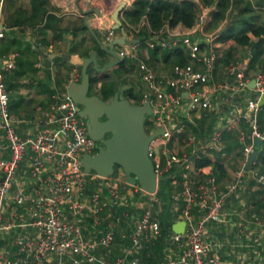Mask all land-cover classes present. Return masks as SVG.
I'll return each instance as SVG.
<instances>
[{
    "label": "built area",
    "instance_id": "1",
    "mask_svg": "<svg viewBox=\"0 0 264 264\" xmlns=\"http://www.w3.org/2000/svg\"><path fill=\"white\" fill-rule=\"evenodd\" d=\"M4 1L0 0V42L6 30L2 20ZM94 28L105 41L117 37V30L105 25L102 20ZM196 31L199 34L194 37L191 34H175L166 39L152 37L145 41L148 47L158 45L162 49H169L181 45L185 48L189 62L174 63L169 73L155 70L140 58L141 50L136 44L124 45L128 49L116 51L123 60L137 61L138 75L147 89L142 93L140 103L148 100L154 108V113L150 115L155 117L151 121L152 130L158 125L164 129L148 144V156L157 177L162 170L182 167L179 173L181 188L172 192L170 199L173 207H180V220L185 221V226L182 233L166 235L176 255L163 262H155L151 253L144 251L146 243L153 245L162 237L159 221L148 207L142 208L138 215L122 212L129 231L122 233L121 237L128 242L120 247L118 254H113L114 216L107 222H102L101 216L106 211L108 216H112L115 209L123 206V190L129 185L126 180L122 182L112 175L100 177L91 172L90 178L99 179V188L94 189L87 198H80L89 180L80 159L84 153L94 154L96 141L88 136L83 118L78 116L75 104L65 91L51 95L48 110L42 118L33 121L31 136L22 138L18 135L4 82V74L14 67L15 54L3 55L0 51V140L3 141V144L0 143V239L8 229L3 219L5 201L24 155L29 175L35 181L27 194L17 191L13 199L20 205L28 203V225L36 228L34 233L24 232L11 241L17 246L16 256H12L9 249L0 248V264H46L49 259H54L57 264H64L66 259L70 264H221L219 257L211 253L203 233L209 222L221 221L223 203L241 185L246 161L237 170L233 182L221 193H218L214 176L207 178L204 185H198L191 178V162L211 152L223 155L224 131L235 129L241 122L249 131L248 142L242 130L238 132L246 159L253 149L255 138L264 142V133L260 131L258 123L261 109L258 100L264 95V70L253 74L254 87L248 88L247 66L229 61L223 67L228 78L211 83V75L222 53L212 42L215 34H209L208 44L201 47L203 40L200 35L204 33L200 25ZM125 34L127 39H133L131 33L125 31ZM37 66L41 64L37 63ZM78 79L79 71L72 69L70 81ZM246 90L253 91V97H245L238 110L230 108L223 119L219 118L205 140L198 141L195 136L185 137L183 141L191 145L190 150H177L176 144L181 139L179 135L188 126H196V113L204 117L217 114L219 104H222L220 97L233 99L243 95ZM180 100L185 103L180 104ZM4 149L7 151L6 157L2 156ZM158 154L164 158V169ZM41 172L43 176H39ZM253 178L264 187V173L254 172ZM137 190H140L138 185H134L133 191ZM84 216H88L92 225L101 226L97 237L84 236L81 224ZM257 225L264 229V217L257 221ZM99 249L101 253L98 255L96 251Z\"/></svg>",
    "mask_w": 264,
    "mask_h": 264
},
{
    "label": "crops",
    "instance_id": "2",
    "mask_svg": "<svg viewBox=\"0 0 264 264\" xmlns=\"http://www.w3.org/2000/svg\"><path fill=\"white\" fill-rule=\"evenodd\" d=\"M129 1L132 2L133 0H126V6L131 3ZM109 14L98 15L91 19L89 24L95 27L98 21L102 20L105 25L111 26ZM85 16L75 8H58L53 0L4 1L2 20L6 30L5 36L0 42V51L3 55L8 53L15 54L14 67L4 74V80L7 88L9 87L7 91L10 96V104L12 105L10 110L14 117V126L20 137L25 138L32 135L33 121L39 119L40 116L42 118L45 111L48 110L51 95L65 91V86L70 81V78L66 80L60 78L58 83L54 82L55 71L59 70L63 75L66 70L69 74L72 69L76 68L78 70L76 66L70 65L66 61L63 62L60 55L62 53L81 55L89 47L92 50L93 37L84 26L83 18ZM82 26L85 28L82 29ZM94 31L97 33L95 28ZM208 35H200L203 40L201 47L208 44ZM116 36L118 37L119 33ZM248 36L249 44L245 47L237 45H233L231 48L222 47L224 51L221 50L222 55L216 62V68L211 75V83L221 82L228 78L223 67L229 61L238 62L240 60V62L247 65L246 77L248 80L252 79L255 72L264 70V36L259 43H257L258 39L253 35L248 34ZM100 38L105 41L103 37L100 36ZM230 49L236 54L235 56H233L234 53L229 55L228 51ZM241 50L243 53L240 52ZM42 53L52 55L49 70L44 66ZM112 60L114 59H109L108 62ZM37 63H40L41 66H37ZM172 65L173 63L169 62L167 64L161 63L160 68L157 66H155L157 68L152 67L159 72L166 71L169 73ZM131 66L134 67V70H137L134 62ZM135 74L140 80L138 70L135 71ZM140 92L142 93V90ZM249 94L253 97V91L247 93L246 96H249ZM220 98H222V104H219L220 111L217 114L212 113L204 117L196 113V115L202 116L205 120L209 119L205 129L202 130V125L197 126V124L195 127H189V130L193 132L192 135H188L187 131H185L181 141L189 136L197 137L198 141L205 140L211 134L212 127L227 115V111L230 108L238 110L244 101L243 99L239 104L232 99V104H224L223 100L228 98L225 96ZM229 100L230 98L227 101L229 102ZM212 119L213 121H211ZM258 123L260 131L264 133V104L260 109ZM236 128L223 133L225 143L223 155L218 152H211L199 157H205L211 161L217 160L224 169L223 175L220 176L212 171L211 166L207 172H198L194 165L196 159L191 162L189 174L198 185H204L207 178L214 176L218 193H221L233 182L237 170L246 161L244 144L238 138L240 130H242L246 136V142H248V130L245 123L241 122ZM0 143L3 144V141L0 140ZM183 143L180 147L176 144L177 150H190L191 145H187L184 141ZM263 149L264 142L260 144L258 155L252 163L250 171H248V174H245L247 172L245 171L242 175V183L239 186L243 191L244 197L238 201H232L227 200L228 195L223 203L221 221L209 222L204 230V240L208 243L211 253L219 256L221 264H264V229L257 225V221L264 217V187L253 178L254 172L264 173ZM2 156H7L6 149L3 150ZM157 157L162 164V169H164V158L160 154ZM176 169H179V175L182 170L181 166L172 167L169 171L162 170L160 174L171 172L172 170L176 171ZM43 175L44 173L42 172L39 174V176ZM34 181L35 179L29 175V166L26 155H24L19 163L15 181L5 201L3 213V219L8 224V229L6 234L2 235L0 239V248L9 249L12 256L17 255V246L11 243L14 237L24 232L34 233L36 230L35 227L28 225L30 221L26 210L28 203L25 205L17 204L13 199V195L17 191L27 194ZM180 188V177H178L172 185L171 193ZM150 195L152 196V194ZM151 196L149 198L155 201L156 198ZM180 219L181 215L178 212L174 221ZM243 221H246L245 224L247 226L245 227L247 229L243 228ZM126 225L124 223L121 224L120 233L117 235L120 240L115 242L113 254H118L120 247L128 242L125 237H121L122 233L126 234L129 231V225ZM93 226L95 229L99 227ZM97 235L98 233L96 232L94 238ZM145 245L144 251L150 252L155 262L168 261L176 255L173 245L166 236H163L161 241H156L153 245L149 242ZM96 253L99 255L101 250H97ZM46 264H57V262L54 259H49ZM64 264L70 263L66 259Z\"/></svg>",
    "mask_w": 264,
    "mask_h": 264
},
{
    "label": "trees",
    "instance_id": "3",
    "mask_svg": "<svg viewBox=\"0 0 264 264\" xmlns=\"http://www.w3.org/2000/svg\"><path fill=\"white\" fill-rule=\"evenodd\" d=\"M53 2L58 8H75L82 15L91 14L92 9L97 8L99 15L103 16L111 13L119 0H53ZM203 11L206 14L200 19ZM120 20L126 33H131L133 38L139 40L142 59L148 65L160 66L161 63L167 64L169 62L184 64L189 62V58L183 46L178 45L174 48L162 49L158 45L148 47L145 41L152 37L157 38V40L166 39L170 35L175 34H191L194 37L199 34L196 30L198 25H200L202 33L215 34L216 42H221L224 47L231 48L233 45L247 46L249 44L248 34L256 37L258 39L257 43H259L264 36V0H133L121 11ZM222 26L225 29L219 32ZM84 28L82 26V29ZM97 35L99 36V34ZM91 49H94L97 53V58L102 60L107 54L98 47L94 39H92ZM89 50L90 47L88 50L83 51L81 56H86ZM107 62L108 60L103 62L101 67ZM77 68L79 71L80 68ZM92 68V64L87 68V73L90 77V87L94 88L96 84H99L97 89L102 95V97L100 96L102 100H110L114 92H118L129 103L140 104L141 98L139 102L136 101L137 99L132 93V87L128 86L120 89L119 86L114 85L112 80L109 81L107 77H97L92 74L90 72ZM7 90H9V87ZM250 91L246 90L243 95H238L233 100L240 104ZM249 96L251 95L249 94ZM11 106L10 104V109ZM194 165L201 172H207L211 166L212 171L218 175L224 174V169L217 160L211 161L205 157L198 158L194 161ZM178 172L179 169H176V171L172 170L171 172L158 174L160 176L157 177V188L155 193L152 194L156 200L152 201L151 204L154 206L153 214L155 210H158L157 219L162 237L156 241H161L163 236L173 232L172 225L180 207L172 209L170 195L172 185L179 177ZM98 180H88L80 198H87L94 189L99 188ZM237 188L227 200L238 201L244 197L241 187L238 186ZM132 190L133 186L131 185H127L125 190H123V208L131 207L132 201L136 199H147L151 196L141 190H139L138 194L133 193ZM122 207L115 209L112 213L115 215L123 212ZM154 216L156 215L154 214ZM119 233V230L116 229L115 242L120 240L117 236Z\"/></svg>",
    "mask_w": 264,
    "mask_h": 264
},
{
    "label": "water",
    "instance_id": "4",
    "mask_svg": "<svg viewBox=\"0 0 264 264\" xmlns=\"http://www.w3.org/2000/svg\"><path fill=\"white\" fill-rule=\"evenodd\" d=\"M126 0H119L117 6L109 14L111 27L120 34L111 41H102L95 33L94 27L89 21L99 15L97 8H93L91 14L83 18L84 26L91 33L98 47L114 58L97 67V53L89 50L86 56L79 54L62 53L63 61L72 66L79 67V80L69 81L65 86V92L75 104V110L79 117L85 119L86 132L95 141L101 142L95 154L84 153L80 159L83 171L86 174L94 172L97 176L107 177L113 174L114 167L118 166L131 185H138L139 189L147 194H154L157 188V174L151 158L148 156V144L151 139L163 133V126L158 125L151 132L144 128V117L154 113V108L148 100L140 104H131L118 92H114L108 102L97 95H87L90 77L87 68L92 64L97 71H104L108 67L120 64L123 59L114 50L116 45L137 44L138 39H127L124 27L120 20V13L126 7ZM225 27L221 28L222 32ZM44 66L50 69L52 55L42 53ZM248 88L254 87V80L247 83ZM183 94H186L185 92ZM259 105L264 104V95L258 100ZM104 117L103 121L99 119ZM105 135H108L105 137ZM262 139L255 138L252 151L249 153L244 165L245 171H250L252 163L259 152ZM185 221L177 220L172 225V231L182 233Z\"/></svg>",
    "mask_w": 264,
    "mask_h": 264
},
{
    "label": "rangeland",
    "instance_id": "5",
    "mask_svg": "<svg viewBox=\"0 0 264 264\" xmlns=\"http://www.w3.org/2000/svg\"><path fill=\"white\" fill-rule=\"evenodd\" d=\"M129 2H131V1H129ZM128 2V3H129ZM206 14V12L205 11H203L202 13H201V16H204ZM224 26H222L221 28H223ZM220 28V29H221ZM219 29V30H220ZM116 33H118V31H116ZM193 40H195V39H193ZM213 42V44L215 45V47L217 48V50L220 52L221 50H222V47H224L223 46V44L221 43V42H216V40H213L212 41ZM137 45V48L138 49H140L141 50V46H140V44L138 43V44H136ZM121 49H128V47H125L124 45H116L115 47H114V50H121ZM243 50V49H242ZM240 51L241 53H243V51H245V50H243V51ZM222 51H224V50H222ZM222 51H221V53H222ZM227 51V50H226ZM259 51H261L260 49H259ZM228 53H229V55H233V51L230 49V51H228ZM246 53V52H245ZM187 55V54H186ZM236 54L234 53V55L233 56H235ZM230 58H232V57H230ZM109 59H114L113 57H111L110 55H108V54H106L105 56H104V59L102 60V59H97V67L98 68H100L101 67V64H103V62H106L107 60H109ZM242 61V60H241ZM64 62V61H63ZM110 62V61H109ZM135 63L136 64V67H137V61H134V60H132V59H124L120 64H118V65H115V66H113V67H108L106 70H104V71H97L96 70V68L95 67H93L92 69H91V73L92 74H94L95 76H97V77H101V76H103V77H107V79L109 80V81H111L112 80V82L114 83V85H116L117 87L119 86L120 87V89H123V88H126V87H132L133 88V90H132V93L135 95V97H136V101H138L139 102V99L142 97V93L143 92H145V91H147V89H146V86H145V84L141 81V80H139L138 79V76L135 74V71H137V70H134V67L133 66H131L132 65V63ZM238 62H240V60L238 61ZM108 63V62H107ZM241 64H244V63H242V62H240ZM245 65V64H244ZM247 66V65H246ZM155 67V66H154ZM158 68H160V66L158 65L157 66ZM157 67H155V68H157ZM54 82H57L58 83V81L60 80V78H64L65 80L68 78H70V74H69V72H67V70H66V72L62 75L61 74V72L59 71V70H57V71H55V74H54ZM98 86H99V84H96L95 86H94V88H92L91 87V92L92 93H94V94H96V95H98L99 97L101 96L102 97V95H101V93H100V91H99V89H97L98 88ZM63 89H64V87H63ZM142 90V93L140 92ZM126 95V94H125ZM109 100V99H108ZM107 100V101H108ZM228 100V99H227ZM226 99L225 100H223V103L224 104H232V102H233V100L232 99H230L229 100V102L227 101ZM134 101V100H133ZM135 101V102H136ZM179 103L180 104H184L185 103V101H183V100H180L179 101ZM50 104H51V101L49 102V104H48V108L50 107ZM47 108V109H48ZM176 107H174V109H175ZM46 112V111H45ZM176 112H177V110H176ZM212 114V113H211ZM193 115H194V113H193ZM214 116V115H213ZM41 117V116H40ZM40 117H39V119H40ZM153 118H155L154 116H145L144 117V128H145V130L147 131V132H149L150 130H152V120H153ZM177 118H181V117H179V116H177ZM207 120H209V119H207ZM207 120H205L204 118H202V116H200V115H194V121H195V123L197 124V126H200V125H202L201 126V129L203 130V129H205V126H207ZM211 121H213V119L211 120ZM189 127L190 126H188L186 129H185V131H187V134L188 135H192V131L191 130H189ZM248 130V129H247ZM184 131V132H185ZM184 132L182 133V134H180L179 135V137L180 138H182L183 136H184ZM247 135H249V131H248V133H247ZM101 143V142H100ZM184 143H183V141H181V139H180V142L177 144V145H179V147L180 146H182ZM97 152V149H94L93 150V153L95 154ZM90 174V173H89ZM87 175V178L89 179V180H94V178H90V175ZM245 174H248V171L247 172H245ZM160 175H158V177H159ZM112 177L113 178H119L122 182H124L126 179H125V177H124V175H123V172H122V170L118 167V166H115L114 167V171H113V174H112ZM99 181V180H98ZM240 187V186H239ZM133 191V190H132ZM133 193H136V194H138L139 193V190H137L136 192L135 191H133ZM230 197L232 196L231 194L229 195ZM152 197V196H151ZM152 201H154V200H152L151 198H147V199H136V200H134V201H132V204H131V207H125V208H123L122 207V210H123V212H128L129 214H133V215H138L139 214V212L142 210V208H145V207H148V208H150L151 209V211L153 212V208H154V206H152V204H151V202ZM176 208H178V205L177 206H175L174 208L172 207V209H176ZM121 213V214H120ZM119 214L117 213V214H113L112 213V216H108V212L106 211L105 213H103L102 214V216H101V221L102 222H107L109 219H112V217L114 216V218L112 219L114 222H115V230L116 229H118V230H121L120 228H121V224L122 223H124V224H127V221L126 220H124V218L122 217V212H120ZM154 214L156 215V217L158 218V210H155L154 211ZM153 214V215H154ZM223 217V216H222ZM125 221V222H124ZM243 223H244V225H243V228L245 227V226H247L245 223H246V221H243ZM81 224H82V228H83V232H84V236H86V237H88V238H94V235H95V233L97 232L98 233V231H99V228L97 227L96 229L95 228H93L94 226L90 223V219L88 218V216H84L83 217V219L81 220ZM127 226V225H126ZM123 229H124V226H123ZM245 229H247L246 227H245ZM94 230V231H93ZM91 236H93V237H91ZM4 248V247H3ZM218 256V255H217ZM219 257V256H218Z\"/></svg>",
    "mask_w": 264,
    "mask_h": 264
},
{
    "label": "flooded vegetation",
    "instance_id": "6",
    "mask_svg": "<svg viewBox=\"0 0 264 264\" xmlns=\"http://www.w3.org/2000/svg\"><path fill=\"white\" fill-rule=\"evenodd\" d=\"M112 61H113V60H112ZM78 80H79V79H78ZM78 80H77V81H78ZM90 89H91V87H90V84H89V88H88V92H87V95H88V96L94 94V93L91 92ZM95 95H96V94H95ZM97 96H98V95H97ZM98 97H99V96H98ZM99 98H100V97H99ZM106 102H108V101H106ZM83 120H84V122H85V119H84V118H83ZM99 120H100V121H103V120H104V117L100 118ZM106 136H108V135H105V137H106ZM100 145H101V143H100L99 141H96L95 144H94L95 149H97V147L100 146Z\"/></svg>",
    "mask_w": 264,
    "mask_h": 264
},
{
    "label": "clouds",
    "instance_id": "7",
    "mask_svg": "<svg viewBox=\"0 0 264 264\" xmlns=\"http://www.w3.org/2000/svg\"><path fill=\"white\" fill-rule=\"evenodd\" d=\"M77 67V66H76Z\"/></svg>",
    "mask_w": 264,
    "mask_h": 264
}]
</instances>
